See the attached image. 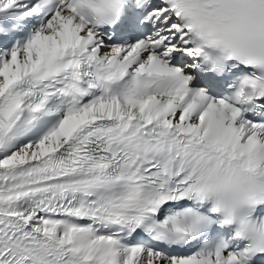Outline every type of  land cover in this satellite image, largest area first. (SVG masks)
Instances as JSON below:
<instances>
[{
  "label": "snow or ice",
  "instance_id": "6c2138e0",
  "mask_svg": "<svg viewBox=\"0 0 264 264\" xmlns=\"http://www.w3.org/2000/svg\"><path fill=\"white\" fill-rule=\"evenodd\" d=\"M0 264H264V0H0Z\"/></svg>",
  "mask_w": 264,
  "mask_h": 264
}]
</instances>
